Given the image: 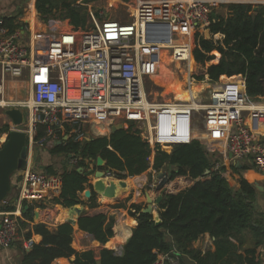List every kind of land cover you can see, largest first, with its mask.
Instances as JSON below:
<instances>
[{"label": "built area", "instance_id": "obj_1", "mask_svg": "<svg viewBox=\"0 0 264 264\" xmlns=\"http://www.w3.org/2000/svg\"><path fill=\"white\" fill-rule=\"evenodd\" d=\"M27 8L26 20H19L25 25L12 32L0 20V108L24 111L25 122L20 127L29 143L40 127L45 128L44 136L36 141L41 143L54 138L56 132L64 138L68 134L75 140L86 139L89 127L120 124L139 131L152 154L156 150L170 153L172 147L196 140L218 147L220 161L213 164L214 170L238 162L264 175V133L256 130L259 124L264 125V103L258 101L263 96L257 101L248 97L241 75L220 82L207 79L210 84L191 90L199 84L191 77V50L195 37H207L212 4L201 0H129L126 21L88 9L85 27L76 30L55 17L43 20ZM219 37L213 35L214 39ZM163 53L169 60L168 68L170 64L175 68V73L169 74L182 82L187 96L181 99L171 90V99L150 103L141 82L156 76ZM22 76L29 97L21 101L5 98L6 78ZM8 121L12 129L20 128ZM151 162L152 156L148 170L154 171ZM17 174L20 208L25 203L41 212L60 194L59 171H37L28 158ZM19 214L20 209L4 216L0 247L18 242ZM33 243L31 238L23 239L20 246L29 250ZM152 264L180 261L172 250L157 252Z\"/></svg>", "mask_w": 264, "mask_h": 264}, {"label": "trees", "instance_id": "obj_2", "mask_svg": "<svg viewBox=\"0 0 264 264\" xmlns=\"http://www.w3.org/2000/svg\"><path fill=\"white\" fill-rule=\"evenodd\" d=\"M92 1L95 0H35L34 9L41 19L55 17L67 20L76 30L85 27L88 4ZM221 7L227 9L225 16L215 9L210 12V37L194 39L191 60L202 70L199 73L191 70V77L197 82L205 78L210 82H220L241 75L248 97L264 96V4L229 3ZM1 20L10 32L25 25L17 20V16ZM213 35L220 37L214 39ZM216 55L220 59L212 64ZM197 87L200 89L202 85H192L191 90L196 92ZM262 127L264 125L257 126ZM7 129V125L1 127L0 135ZM44 131L45 128L40 127L34 141L43 137ZM65 135L66 138L56 132L50 153L63 155L68 158L66 162L74 159L76 163L61 169V191L52 200L53 204L67 209L84 205L79 194L91 188L88 176L98 169L95 165L97 157L104 161V166L99 169L117 179H125L146 172L152 156V170L168 171L157 210L161 223L155 225L152 214L142 213L144 207L133 203L128 211L129 215L136 217V225L120 252L102 248L96 257L92 250L75 251L72 248L75 229L87 233L101 245L114 235V219L108 214L109 209L99 207L96 194L91 193L86 200L89 211L81 213L75 226L63 222L50 230L38 223L28 228L27 222L18 219V228L26 230L22 234L25 239H30L32 234L39 235L41 239L29 250H22L19 244L20 257L16 264H56L60 259L66 264H152L157 252L172 250L178 254L180 264H186V258L194 264L263 263L259 248L264 243V212L256 206L257 190L242 175L249 166L238 169L225 164L214 170L213 164L219 161V156L196 140L174 146L170 153L156 150L152 154L141 140L139 131L132 126L116 130L107 137H92L90 140H75L74 136ZM42 171L46 174L57 172L50 165ZM16 173L10 180L12 187L16 185L18 188L20 178L17 184L12 182ZM184 182L189 184L166 190L169 184ZM14 209L8 201L0 206V211L4 212ZM33 211V205L24 203L21 215L32 222ZM203 234L213 239V249L202 253L191 245ZM247 234L252 236L250 246H246Z\"/></svg>", "mask_w": 264, "mask_h": 264}, {"label": "rangeland", "instance_id": "obj_3", "mask_svg": "<svg viewBox=\"0 0 264 264\" xmlns=\"http://www.w3.org/2000/svg\"><path fill=\"white\" fill-rule=\"evenodd\" d=\"M127 2H123L121 0H98L94 4H90V6L92 8V11H95V12L101 11L102 13L104 12L109 18L114 19L116 21L123 22L127 20V12H126ZM222 4H225V3H218L212 6L214 7L217 13L225 16V14L227 13V9L225 7H221ZM38 44H40V42ZM219 59H220V56L216 55L211 63L216 64L219 61ZM168 62L169 60L165 57V54L163 53L162 58H161L160 68L156 76H153L150 79L149 78L143 79L141 82L142 90L144 92L145 98L150 103H161L163 101H167L171 99L172 97L171 90L174 91L173 86H176L177 83L181 82V81L178 82L176 78H172V76L169 74L170 72L175 73V70H174L175 68L171 64L169 65V68H168ZM191 70L192 72L197 71L199 73L201 72L202 68L192 63ZM173 83H175V85L172 86ZM195 83H199V84H195L196 86L200 84L201 85L210 84V82L207 81V78L204 79L203 83L201 82H195ZM196 90H199V88L197 87ZM175 93L177 94V92ZM28 97H29V88H28L26 78L24 76L19 77V78H6L5 98H12L13 100L21 101V100L27 99ZM254 100L257 101L256 99ZM258 101L261 103H264V96L259 98ZM4 111L5 110L0 108V128L3 127L4 125H7L8 129L6 133L0 135V147L3 144L7 133L10 130H20V131L23 130V127L12 129L11 126L9 125L8 118L4 114ZM94 127L99 128L98 126L97 127L94 126ZM94 127L92 128L89 127L88 129H86L88 134L85 136L86 137L85 140L90 139L92 137L109 136L111 126H107V125L102 126L103 128H105V132L103 134H100L96 129L94 130ZM256 130L258 132L264 133V127L256 128ZM27 141L29 144L30 151L33 149H36L37 155L41 158L40 165L42 164L46 166L50 165L54 170L60 172L63 166H68L70 168L73 166L74 164L73 162H75L74 160L66 162L67 158H64L63 155H56V154L50 153V150L53 148L54 141H55V138L53 137L46 138L41 143L33 141V140L30 143H29V140ZM204 146L207 147L211 153L218 155V147H208L207 145H204ZM169 151H171V149ZM248 166L249 167L246 168V170L242 171V175L250 183H252L254 188L257 190L256 206L259 211L264 212L263 210L264 208V194H263L264 175L257 173L250 165ZM97 170L103 171L104 174L107 175L106 171L101 170V169H97ZM167 173L168 171L165 169H161L157 172L147 170L146 172L138 175L139 179L135 181V185L132 188H129L128 191L123 192L120 198L116 200H111L107 203H103L101 201V198L99 196H96L97 204L102 205L103 208H108L109 212H110V208H113L116 206H123L122 209H124V211H126L128 214H129V211H128L129 206L133 203L139 204L141 207L145 208L146 205L148 204L146 201V194H148V196L151 198L153 202L154 198H156L158 194L163 192L164 189H161L160 191H156L155 188L157 187L160 181V178L158 177V175L164 174L165 176H167ZM93 174L94 173L88 176V179L90 180L91 183L94 180ZM111 177L114 178V176H111ZM129 179H131V177L125 178L123 180L127 182ZM12 182H13V179H12ZM10 183H11V180H10ZM188 184L189 182H184L181 184L177 183L175 185L174 183H172L167 186L166 190H169V189L174 190V186L176 188H179V187L182 188V187L187 186ZM231 184L233 183L231 182ZM11 186H12V183H11ZM13 188L14 187H12V189ZM12 189L10 190L6 201H8V199L11 198L12 196L11 194L14 193ZM80 196L82 197V194ZM152 202L150 204L152 207V214H157L158 206L153 204ZM72 215H74L75 217V214L73 212H72ZM56 264H66V261L65 260L56 261Z\"/></svg>", "mask_w": 264, "mask_h": 264}, {"label": "crops", "instance_id": "obj_4", "mask_svg": "<svg viewBox=\"0 0 264 264\" xmlns=\"http://www.w3.org/2000/svg\"><path fill=\"white\" fill-rule=\"evenodd\" d=\"M96 1H92L91 3L89 2L88 4V9L92 10L90 4H94ZM201 1H206L209 2L212 5H216L218 3H247V4H252V5H258V4H264V0H201ZM32 2V4H31ZM34 2L35 0H0V20L2 18H11V17H15L17 16V20L19 21L20 18L23 17L24 18V13L25 10L28 9L27 7L30 6V10L35 11L34 9ZM222 4V5H225ZM20 13V14H19ZM26 20V19H25ZM34 19L31 18L30 22L34 23ZM68 23L67 20H64ZM69 24V23H68ZM179 82V81H178ZM175 85V83L172 84V86ZM174 88V92H177V97L179 98H186L187 94L186 92L183 91L182 89V82L177 83L176 86H173ZM182 93L180 96L178 94ZM102 127V126H101ZM103 128V127H102ZM97 130V128L94 127V130ZM95 132V131H94ZM68 159V158H67ZM44 167L46 165L42 164ZM37 171H42L43 169H39V168H35ZM19 176L16 173V175L13 177V183L17 184V180H18ZM139 179V176H134L131 179H129L127 181L129 188H132L135 185V181ZM18 190L19 187L17 188L16 185L15 187L12 189V191L14 193H12L11 198L8 199L9 205L14 206V211L19 210L20 209V214L19 217L17 218L20 220H23L25 222L28 223L30 228L33 224H44L45 226H47L50 230H53L57 225L66 222V220L68 218H75L74 215H72V212L70 211V209L68 208H63L60 205H56V204H49L46 205V207L44 209H42L41 212H38V217L35 218L34 216V212L37 211L34 209L33 211V221L32 222H28L26 221L23 217H22V208L21 205H19L18 200H17V196H18ZM82 193L79 194V196ZM7 199V198H6ZM80 200H82L84 202V205H76L78 207L82 208V212H88L89 209L87 207V199L80 196ZM6 201V200H5ZM4 201V202H5ZM147 201V198H146ZM2 202L0 204V206L4 203ZM153 203V202H152ZM8 205V204H7ZM99 207H103L102 205L98 204ZM264 210V208H263ZM12 211V212H14ZM11 212L7 211H0V224L4 218V216L6 214H9ZM108 214L110 216L113 217L114 219V224L112 228L113 230V237L104 245L99 244L96 240H94L90 235H88L87 233H84L78 229H75L72 235V248L75 251L78 252H82V251H86L87 249L92 250L95 254V256H98V252L100 249L102 248H106L109 250H112L114 248L116 249H121L122 245L126 242V240L130 237L132 229L135 227L136 225V217H132L131 215H129L126 211H124V209L122 208H110V212H108ZM122 224L124 229H119V225ZM18 228V226H17ZM26 230H21L20 228H18V242L16 245H11L8 247H0V264H16L17 260L20 257V251L18 248V245L21 243V241L24 238V236L22 235L23 232H25ZM123 231H127V235L125 238L121 237V233ZM32 242L34 243H38L40 241V236L39 235H35L32 234L31 236ZM167 239H169V237H167ZM252 244V236L250 234L246 235V246H250ZM108 245V246H107ZM112 245V246H111ZM264 245V243H263ZM263 245L259 248V252L261 253V257L263 260L264 264V248ZM90 248H89V247ZM192 248L194 249H199L202 253L207 251V250H211L213 249V239L209 237L208 234H203L200 237H198V239L196 241H194L192 243ZM63 260V259H60ZM58 260V261H60ZM185 263L186 264H194L193 262H191L188 258L185 259Z\"/></svg>", "mask_w": 264, "mask_h": 264}, {"label": "water", "instance_id": "obj_5", "mask_svg": "<svg viewBox=\"0 0 264 264\" xmlns=\"http://www.w3.org/2000/svg\"><path fill=\"white\" fill-rule=\"evenodd\" d=\"M256 7H253L255 10ZM207 38L209 37L208 29L205 31ZM5 116L8 120L11 121L13 126L20 127L25 122V113L23 110H19L16 108H9L4 111ZM123 126L113 125L110 128V133H113L116 130L122 129ZM27 135L24 131L20 130H10L3 144L0 147V204L6 200L10 190L12 189L10 178L11 176L22 169L25 168L28 158L34 168L44 169L43 165H40L41 158L37 155L36 149L30 151L29 144L27 141ZM90 140V139H87ZM96 167L99 169L104 166V161L97 157L95 161ZM236 168L241 169V165L236 162L234 165ZM80 171V168L77 169ZM207 173V172H206ZM94 180L91 183V188H87L83 191L82 195L84 198L88 199L91 193L96 194L100 198H105L108 200H116L120 198L123 192L128 191V183L123 179H108L105 177L103 171L96 170L93 174ZM158 177L160 181L155 188L156 191H160L166 181L168 180V176L164 174H159ZM147 205L141 211L142 213L152 214L151 207V198L146 194ZM162 199V193L158 194L156 198L153 200V204L157 205L160 203ZM71 212L75 214V218H68L66 220L67 223L75 226L77 222V218L82 213V208L78 206H73L69 208ZM35 218L38 217V212H34ZM153 221L155 225H159L161 220L158 214H152ZM264 248V245H263Z\"/></svg>", "mask_w": 264, "mask_h": 264}, {"label": "bare ground", "instance_id": "obj_6", "mask_svg": "<svg viewBox=\"0 0 264 264\" xmlns=\"http://www.w3.org/2000/svg\"><path fill=\"white\" fill-rule=\"evenodd\" d=\"M198 91V90H197ZM182 93H180V94H178L179 96L181 95ZM107 130V129H106ZM97 131L100 133V134H103L104 132H105V128H101V127H99V128H97ZM97 132V133H98ZM99 134V135H100ZM197 136H202V134H198L197 132L195 133ZM128 188H129V185H128ZM101 201L103 202V203H107V202H109V201H111V200H108V199H105V198H101ZM119 229H124L123 228V225L122 224H120L119 225ZM126 235H127V231H123L122 233H121V237L122 238H125L126 237Z\"/></svg>", "mask_w": 264, "mask_h": 264}]
</instances>
